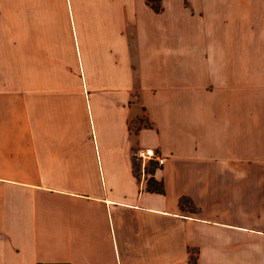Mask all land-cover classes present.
Returning <instances> with one entry per match:
<instances>
[{"label":"crops","instance_id":"0c3cea01","mask_svg":"<svg viewBox=\"0 0 264 264\" xmlns=\"http://www.w3.org/2000/svg\"><path fill=\"white\" fill-rule=\"evenodd\" d=\"M158 6L0 0V264H264V0Z\"/></svg>","mask_w":264,"mask_h":264},{"label":"built area","instance_id":"2783aa9c","mask_svg":"<svg viewBox=\"0 0 264 264\" xmlns=\"http://www.w3.org/2000/svg\"><path fill=\"white\" fill-rule=\"evenodd\" d=\"M135 159H139L141 164L154 162L157 166L163 162L162 156L152 148H139L133 153Z\"/></svg>","mask_w":264,"mask_h":264},{"label":"rangeland","instance_id":"374dc122","mask_svg":"<svg viewBox=\"0 0 264 264\" xmlns=\"http://www.w3.org/2000/svg\"><path fill=\"white\" fill-rule=\"evenodd\" d=\"M156 0H151V2L154 4ZM147 3V2H146ZM148 4V3H147ZM149 5V4H148ZM150 6V5H149ZM136 151V150H135ZM132 167L134 170V173L137 174L138 171H144V173L148 174V170L151 171L153 170L156 165H154L151 162H145L144 164H141V161L139 159H135L133 157L132 159Z\"/></svg>","mask_w":264,"mask_h":264},{"label":"trees","instance_id":"16d2710c","mask_svg":"<svg viewBox=\"0 0 264 264\" xmlns=\"http://www.w3.org/2000/svg\"><path fill=\"white\" fill-rule=\"evenodd\" d=\"M145 1L150 5V7H151L154 11H158V10H159L158 0H156L154 4L151 2V0H145ZM151 173H152V170H151V171L148 170V174H151ZM147 185H148V187L152 186V189H154V190H156V191H158V192L161 191L160 184H157V183H156V184L154 185V183L151 182V178H148V179H147ZM182 200H183V199H181L180 201H182Z\"/></svg>","mask_w":264,"mask_h":264}]
</instances>
